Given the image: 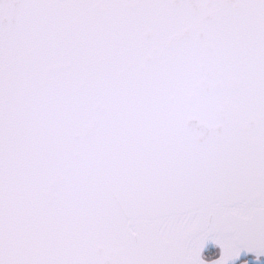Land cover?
<instances>
[{"label": "snow or ice", "instance_id": "snow-or-ice-1", "mask_svg": "<svg viewBox=\"0 0 264 264\" xmlns=\"http://www.w3.org/2000/svg\"><path fill=\"white\" fill-rule=\"evenodd\" d=\"M264 257V0H0V264Z\"/></svg>", "mask_w": 264, "mask_h": 264}, {"label": "flooded vegetation", "instance_id": "flooded-vegetation-1", "mask_svg": "<svg viewBox=\"0 0 264 264\" xmlns=\"http://www.w3.org/2000/svg\"><path fill=\"white\" fill-rule=\"evenodd\" d=\"M247 258L249 259L250 264H252L253 257L252 256H248ZM256 264H264V258H260V260L257 261Z\"/></svg>", "mask_w": 264, "mask_h": 264}, {"label": "water", "instance_id": "water-1", "mask_svg": "<svg viewBox=\"0 0 264 264\" xmlns=\"http://www.w3.org/2000/svg\"><path fill=\"white\" fill-rule=\"evenodd\" d=\"M249 256H251V255H249ZM261 258H264V257H261Z\"/></svg>", "mask_w": 264, "mask_h": 264}]
</instances>
